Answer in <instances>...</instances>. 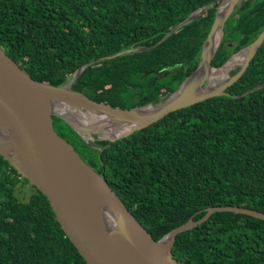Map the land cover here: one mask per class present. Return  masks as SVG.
Here are the masks:
<instances>
[{"label":"trees","instance_id":"1","mask_svg":"<svg viewBox=\"0 0 264 264\" xmlns=\"http://www.w3.org/2000/svg\"><path fill=\"white\" fill-rule=\"evenodd\" d=\"M219 1L0 0V49L34 80L53 86L94 61L73 88L135 108L172 94L195 70ZM263 28L264 0H243L224 23L211 66L223 65ZM132 47L150 49L99 61ZM262 84L264 43L226 94L169 112L115 141H86L60 117L53 121L159 240L212 206L264 213V87L251 91ZM172 252L179 264H264V220L215 211L178 232ZM0 264H88L48 198L2 154Z\"/></svg>","mask_w":264,"mask_h":264},{"label":"water","instance_id":"2","mask_svg":"<svg viewBox=\"0 0 264 264\" xmlns=\"http://www.w3.org/2000/svg\"><path fill=\"white\" fill-rule=\"evenodd\" d=\"M223 1L220 0L216 6L215 17L202 44L195 70L182 81L172 94L157 103H147L135 108L114 107L94 100L73 88L80 75L88 66L94 64V61L80 67L65 85L53 86L34 80L0 49V122L8 127V142L12 150L11 155L6 154L1 150L0 143V154L22 177L28 179L29 183L35 185L48 198L62 228L88 264H179L172 252L177 233L205 221L215 211H235L264 220V213L248 207L212 206L207 208L200 218H190L161 239L156 240L113 190L104 175L89 164L76 148L56 130L53 115L66 121L86 141H89L72 121L51 108L48 98L56 91L67 89L70 91L68 94L60 93V95L74 99L82 111H103L119 120L130 122L132 124L130 127L113 136H103L99 129L90 133L91 135L99 131L102 139L115 141L158 121L169 112L209 97L226 94L225 90L238 81L258 48L264 43V28L249 45L233 54L223 65L212 67L211 61L223 38L224 23L243 0H227V10L223 14H219L218 9ZM207 7L190 14L160 42L198 18ZM214 34L218 36V40L212 50L209 49V44ZM149 49V47H132L119 54L101 58L99 61L118 55L144 52ZM243 51L245 52L243 61L236 65L239 66L238 69L231 76L228 75L227 80L208 93L197 94L195 92L196 89L200 91L208 85L205 78H201L199 82L196 81L202 69H222L234 56ZM203 85H205L204 88ZM262 87L264 84L251 91ZM149 106L154 107L155 110L143 115L137 113ZM112 126L113 123L108 120L102 124V127H106L108 130ZM93 186L98 187L116 209L120 221L118 235L109 234L103 229L98 211L93 203L91 189ZM168 236L170 240L166 245L167 252L154 251Z\"/></svg>","mask_w":264,"mask_h":264},{"label":"bare ground","instance_id":"3","mask_svg":"<svg viewBox=\"0 0 264 264\" xmlns=\"http://www.w3.org/2000/svg\"><path fill=\"white\" fill-rule=\"evenodd\" d=\"M227 8L228 1L224 0L218 9L219 14H223L227 10ZM217 40L218 36L214 34L209 44V49L213 50L215 48V46L217 45ZM244 56V51L239 53L238 55L234 56L230 60V62L222 69H202L198 74L196 81L199 82L201 78H205V80H207L208 82V85L205 87V89L200 91L195 88V92L197 94H203L217 88L222 82L227 80L229 71H231L236 65L240 64L243 61ZM69 92V90L65 89L63 91H56L54 94H50L48 96L49 103L54 111H57L66 116L82 133H84L85 136L87 135L92 137L90 133L95 129H99L102 132L103 136H113L132 125L130 122L119 120L117 117L109 115L107 112L82 111L78 107L74 99H68L63 95H60V93L68 94ZM154 110V107L149 106L139 110L137 113L143 115L148 114ZM107 120L110 123H113V126L109 130L106 127H102V124ZM8 140V127L4 123L0 122L1 150H3L6 154L11 155L12 150ZM91 189L93 203L95 204V207L98 211L103 229L106 230L109 234L118 235L120 231V221L116 209L108 201L104 193L98 187L93 186ZM169 240L170 237H166L161 242V244L156 249H154V251L158 253H166V245L169 243Z\"/></svg>","mask_w":264,"mask_h":264},{"label":"rangeland","instance_id":"4","mask_svg":"<svg viewBox=\"0 0 264 264\" xmlns=\"http://www.w3.org/2000/svg\"><path fill=\"white\" fill-rule=\"evenodd\" d=\"M238 67L239 66H235L229 73H228V75L229 76H231L232 74H234L235 73V71L238 69ZM70 79H71V77H70ZM70 79H69V81H70ZM74 86V85H73ZM204 86L205 85H203V88H204ZM92 135V137H90V136H85L86 137V139L87 140H89V141H97V140H99V141H105V140H107V139H102V137H101V135L99 134V131L98 132H94L93 134H91Z\"/></svg>","mask_w":264,"mask_h":264}]
</instances>
